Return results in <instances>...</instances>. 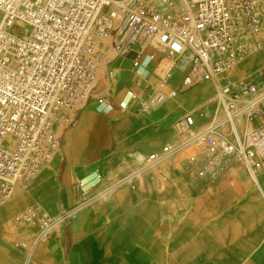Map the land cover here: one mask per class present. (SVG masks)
<instances>
[{"label": "built area", "instance_id": "built-area-1", "mask_svg": "<svg viewBox=\"0 0 264 264\" xmlns=\"http://www.w3.org/2000/svg\"><path fill=\"white\" fill-rule=\"evenodd\" d=\"M262 50L264 0H0V205L52 160L87 102L106 101L107 88L99 87L114 77L113 63L131 51L139 84L147 77L145 61L169 65L154 70L141 110L212 82L213 96L174 120L173 138L180 145L204 143L213 166L230 157L254 180L264 179V66L257 74L230 76L239 61ZM181 60L186 75L166 91ZM174 149L168 141L140 165H129L124 183L134 187ZM204 163L201 174L210 161ZM154 177L163 191L166 176L157 170ZM66 214L52 217L34 204L14 216L7 232L30 257L55 228L53 220ZM27 228H37L36 237L16 241Z\"/></svg>", "mask_w": 264, "mask_h": 264}, {"label": "crops", "instance_id": "crops-1", "mask_svg": "<svg viewBox=\"0 0 264 264\" xmlns=\"http://www.w3.org/2000/svg\"><path fill=\"white\" fill-rule=\"evenodd\" d=\"M154 63L158 60L145 61L147 77L141 84L136 70L120 69L118 77L100 85L99 92L107 88L106 101L91 99L79 111L75 124L66 128L56 163L47 164L35 187L15 199L10 210L7 205L0 208V237L2 222L26 200L43 199L49 212L79 206L108 168L109 141L114 163H119L120 152L142 160L169 141L180 114L215 93L212 82H203L145 113L139 103L150 91ZM179 63L172 76L174 86L187 72V64L185 69L183 61ZM214 180L210 178L206 185L212 184L213 193L205 189L206 194L188 207V216L168 238L163 235L161 206L150 199L131 203L130 192L114 193L116 188L100 203L81 209L98 214L78 215L69 235L64 233L59 241H38L25 264H264V189L260 187L264 179H253L257 189L245 186L246 178L233 171Z\"/></svg>", "mask_w": 264, "mask_h": 264}, {"label": "rangeland", "instance_id": "rangeland-1", "mask_svg": "<svg viewBox=\"0 0 264 264\" xmlns=\"http://www.w3.org/2000/svg\"><path fill=\"white\" fill-rule=\"evenodd\" d=\"M261 54H264V50L259 53H254L250 57L245 59L244 62L241 64V69L244 70L243 72H249L250 70H254L257 69L259 66H262L260 65V63L263 62L264 56H261ZM157 64L158 63H154L151 69L156 70ZM179 64V61H177L176 65L172 69V76L174 71L177 72L176 68ZM168 67L169 65L167 66V68ZM158 71L162 72L163 70L159 69ZM184 72L183 74H185ZM172 87H178V85L174 86L172 84L171 77L170 85L166 87L165 90L169 91ZM145 113H147V111H145ZM210 115L214 116V111H212ZM77 117L78 116L75 117V121L68 127L75 124ZM66 130L67 129L64 130L61 138V150L64 143V134ZM169 141L175 148L172 154L166 160L162 161L156 167L155 170L150 169L144 172L141 176V178L144 177V180L142 181L141 178L137 179L134 187L128 183L124 184L123 186H119V184L124 182L125 174L128 170L129 165H140L141 160L133 157L132 155H128L129 152H120L118 153V158L120 159L119 163H114L116 157L113 154L114 152H112L113 146L110 145L109 141L106 157V164H108V168H106L104 171L102 170V176L100 177L99 181H97L96 185L92 189L86 191L83 196V201L78 202L79 206H77L75 209L73 208L67 211V214L64 216L65 218L63 216L59 217L61 220H63L62 225H60L58 229L54 228L50 232L49 236H47L43 241H59L60 239H62V237H64V233L69 235L68 231L71 229V225L73 227L74 220L78 215L98 214L89 212L84 213L80 210L86 207L87 205H94L100 203L103 198L101 197V195H95V193L99 191V189L104 188L107 183L112 184V186L110 187L112 188V190L116 189L117 187L114 193L119 192L120 190H125L127 194L130 192L131 196L128 197H130L129 199L131 203H139L143 202V200L150 199L152 203L161 206L163 209V235L166 238H168L172 234V232L177 229L179 224H181L188 216V207L193 203H198L202 199L201 195L206 194L205 189H207L209 193H213V187H211L212 184L206 187L210 178L214 177V183H216L217 179L220 178L222 175L229 171H233L234 173L242 175L246 178V181L244 183L245 186H252L254 189L259 188V185H257L254 180L251 179L246 169L230 157H225L222 159V161L217 160V162H220V164L213 166V158L211 157V153L204 143L199 142L200 146H198V142L180 145L173 138V136L170 137ZM192 150H196V153L191 154ZM59 153L60 151H57V153L50 161V164L53 165V163H56ZM204 161H210V163L207 170H205V172L201 174V170L205 164ZM47 167L48 165L43 168V170L38 174V176L27 187L18 191L9 200L1 204L0 208H2V206L7 205L6 208L10 210L12 207V202L15 199L26 193L30 188L35 187L34 185L36 184L37 180L41 177V175L44 174ZM157 170L162 171V173L166 176L168 182L167 188L163 191L162 194H158L157 192L156 179L154 177L157 173ZM53 177L54 179H56V174H53ZM103 183L106 184L103 185ZM260 187L264 189L263 180L260 181ZM195 193L200 194L194 195ZM34 204H38L44 207L46 210L49 209L47 208L43 199H29L26 200L23 205L15 208V210H13L12 213H10L7 218L2 222L0 237V264L27 263L28 252L19 246H15L13 237L7 232V229L12 223V220L15 215L25 211L28 207ZM182 210L183 212H180ZM50 211L52 217H57L62 212V209L58 211L50 209ZM37 232V228H27L21 231L18 236H16V241L32 240L36 237Z\"/></svg>", "mask_w": 264, "mask_h": 264}, {"label": "bare ground", "instance_id": "bare-ground-1", "mask_svg": "<svg viewBox=\"0 0 264 264\" xmlns=\"http://www.w3.org/2000/svg\"><path fill=\"white\" fill-rule=\"evenodd\" d=\"M259 52H261V51H258V52H254V53H259ZM254 53H251V54H249L248 56H246L244 59H242L241 61H239L236 65H235V67L230 71V75L231 76H237V77H245V76H247L248 74H257V71L262 67V66H264V65H262V66H259L257 69H255L254 71H249V72H242V73H239V74H236L235 75V73H237L238 71H240L241 70V64L244 62V60L245 59H247L248 57H250L252 54H254ZM181 62V61H180ZM186 62L185 61H183V63L181 64V65H183L184 67L186 66ZM261 65V64H260ZM167 66H168V64H167ZM166 66V67H167ZM157 67H158V65H157ZM174 98V97H173ZM170 99H172V98H170ZM215 111H216V116L217 115H219L220 114V109L218 108H216L215 109ZM214 111V112H215ZM198 142V146H200L199 144V141H194L193 143H197ZM194 153H196V150H192V152H191V154H194ZM107 183V182H106ZM106 183H103V185H105ZM125 183L123 182V183H121V184H119V186H122V185H124ZM112 186V184H108L107 183V185L104 187V188H102V189H99V191H97L96 193H95V195H101V197H104V196H106L108 193H110L111 191H112V188H110ZM118 186V187H119ZM117 188V187H116ZM114 190V189H113ZM66 211H68V210H66ZM62 222H63V220H53V225H54V227L55 228H57L58 229V227L60 226V225H62Z\"/></svg>", "mask_w": 264, "mask_h": 264}, {"label": "water", "instance_id": "water-1", "mask_svg": "<svg viewBox=\"0 0 264 264\" xmlns=\"http://www.w3.org/2000/svg\"><path fill=\"white\" fill-rule=\"evenodd\" d=\"M136 56V52L135 51H131L127 58L124 60L121 59H117L114 63H113V69H114V76L118 77L119 71L120 69H132L133 67V62H132V58H134Z\"/></svg>", "mask_w": 264, "mask_h": 264}]
</instances>
